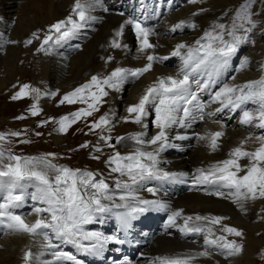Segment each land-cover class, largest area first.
I'll return each mask as SVG.
<instances>
[{"label": "snow or ice", "instance_id": "snow-or-ice-1", "mask_svg": "<svg viewBox=\"0 0 264 264\" xmlns=\"http://www.w3.org/2000/svg\"><path fill=\"white\" fill-rule=\"evenodd\" d=\"M96 2L97 0H74L71 13L65 19L49 25L43 36L40 34L41 30L33 32L24 42L25 46L32 45L35 40L39 42L37 52L51 54L56 46L75 36L88 25L89 21L96 19L89 14L95 8ZM138 2L143 13L144 0ZM199 2L201 0H189L192 4ZM253 2L254 0H247L235 10L231 25L213 24L195 40L194 44L177 43L170 56H160L155 53L156 44L150 41V37L154 34L151 28L145 26L139 19H126L114 32L109 47L128 49V45L122 44L120 38L124 35L125 25H131L135 40L138 42L136 50L146 63L139 67H116L104 76L92 75L88 81L65 93L58 102V106L82 104L84 107L54 121L57 124L55 131L60 134H67L69 129L81 120L85 121L88 132L98 133L96 143L85 141L77 150L90 149L91 152L98 153L103 151L104 145L114 150L103 162L110 175L116 174L115 187L121 194L118 197L111 194L107 180L97 179L98 176L103 177V173L98 170L93 172L57 165L52 162L56 158L55 153L41 157H24L15 155L10 150L6 151L0 146V191L6 193L2 197L3 202H0V227H4L10 233H26L42 238L41 248L50 251L53 257V260L43 261L42 264H57L60 261L80 264L76 256L56 250L59 245L53 241L59 240L84 252H98L109 243L122 244L124 240L115 235L106 236L100 232L85 231L83 226L93 221L94 214L109 212L113 208L125 209L117 213V218L119 230L127 231L131 227V221L137 216L149 211H165L168 212L166 227H178L184 234H204L205 247L203 251L195 254L157 257L159 264H192V261L198 257H210L213 254L212 249L226 258L240 254L243 250L242 244L228 240L227 235H215L213 228L209 226L218 225L221 226L220 231L223 233L243 237L242 230L226 224L222 225V221L228 219L227 217L199 214L183 216L182 209L171 210L166 202L159 199H144L137 193L139 189L144 188L146 182L177 180L187 175L163 171L159 167V154L169 146V131L174 126L187 128L197 120L211 119L227 109L232 113L239 110L241 125L264 129V75L257 80L239 85L225 84L211 94L208 103L201 102L198 95L216 82V77L228 68L232 56L238 52L242 44L248 42L249 34L256 27L253 19L255 13L251 10ZM104 11L108 12L109 9L105 7ZM203 11L204 9L201 8L192 15H199ZM119 15L123 16L124 13L120 12ZM186 25L196 27L191 21H181L174 25L172 31ZM79 47L77 45V48ZM171 57L181 59L179 70L175 74L157 77L145 88L138 102L127 106L125 110L127 115L120 118L126 123L140 125L143 130L128 137L117 136L113 143L111 132L115 127L116 113L109 109V112L99 116L98 119L88 118L93 117L107 103L106 98L109 97L110 92H122L126 83L140 79L152 71L154 64L167 61ZM113 59L114 57L109 55L105 58V63H110ZM246 64L245 57L240 67L243 68ZM41 95L40 89L23 84L11 99L15 101L32 96L38 101ZM43 95L55 96L57 93L45 92ZM210 104H218L219 107L206 112L205 109ZM248 105L255 107L249 108ZM41 111L36 103H33L29 109L32 117L39 115ZM150 116H153L151 123L157 132L151 138L145 139L148 128V123L145 121ZM16 119L23 120L26 117L18 116ZM50 122H53L51 118L42 121L38 126ZM21 134L16 131L7 135L18 138ZM36 135L42 133L37 132ZM194 135L214 152L219 150L220 140L225 133L220 130ZM185 138L176 137V139ZM5 139L6 135L0 133V141ZM125 139L132 140L137 147L122 154L116 150V146ZM253 139L259 143V146L252 151L246 150L244 145ZM30 142L20 141V143ZM91 158L97 161L101 159L99 155H92ZM244 159H247V165L241 164ZM5 160L8 162L5 163ZM25 182H34L35 192L32 199L42 205L32 209V214L37 217L32 223L26 222L21 215L12 211L24 198ZM192 182L194 186H212L214 190L207 191L208 195L230 198L241 211H246V202L264 199V135L255 137L249 135L229 151L228 158L217 161L206 169L198 168L192 176ZM145 190L153 195L157 192L153 187H147ZM117 198L120 203L115 202ZM178 218L183 219L182 225L177 224ZM260 218L264 219V216ZM198 222H207V224ZM83 241L90 243L85 244ZM43 254L44 252L39 253V255ZM39 255L29 250L24 253L23 260L25 264H29L33 259L39 260Z\"/></svg>", "mask_w": 264, "mask_h": 264}, {"label": "bare ground", "instance_id": "bare-ground-1", "mask_svg": "<svg viewBox=\"0 0 264 264\" xmlns=\"http://www.w3.org/2000/svg\"><path fill=\"white\" fill-rule=\"evenodd\" d=\"M235 4L236 3L226 2L224 4L209 6L208 4L205 5L204 3L202 5L193 6L192 8L182 13L175 14L176 7L178 6L175 0H144L143 13L141 11L140 3L138 2V0H97L95 8L91 10L89 13L92 17H95L96 19L94 21H89L88 25L85 28H83L84 30L83 32H86V34H88L87 38H90L91 36H95V37L97 36L96 38L94 37L93 39L95 43L92 44L90 48H87L90 49L88 50V52L86 51V49H84L88 46V44H86L84 48L83 47L77 48L76 53H74L76 55V59H71L70 62L71 66H69L71 68L75 67L73 69L71 76L67 77L68 74L66 76V74L63 71L64 65L68 62L69 56L67 55V53H64L63 51L59 50V48L62 49V47L69 49L72 46L70 44V39H71L70 38L69 40H66L62 44L56 46L51 54L49 55L45 54L44 57H42L41 67L36 70V77L34 78V83L32 84L36 85L38 89L41 90V93H45V92L57 93L58 89L60 92L61 91L71 92L76 87L88 81L92 75H101L102 74L101 66L105 58L111 54H113L116 57V61L118 62V67L143 66V64L146 63V60L143 57L137 59L136 62L129 61L128 54L131 53L129 52V48H132V42H130V40L129 43H127L128 49L110 48L109 41L111 40L112 37L102 42L105 44V47L100 48L102 45V43L99 42L100 37L104 33H108V31H112V26L117 25L116 26V30H117L119 26L126 19L129 18L139 19L144 23L145 26L151 28L154 34L150 37V41L156 44L155 53L160 56H170L172 50L174 49L177 43L184 42L189 45L194 44L195 40L202 36L205 29L210 24L223 23L225 25H231L230 18L231 16H233L231 12ZM4 5H8L10 11H8L9 14L6 15L0 13V57H2L4 54L7 55L8 53L11 55L15 54V56L24 54L25 60H31L35 58L34 53L37 48L35 47L29 48L28 46L24 45L25 44L24 42L29 38V36L33 32L36 31L38 27L43 26L44 30L47 31L49 25L57 22V20H59L60 18H66L71 13L72 7L74 5V0H0V9ZM114 5L125 7L124 12L122 11L124 13L123 16L119 15L118 12H117L118 14H116V12L113 13L114 10L112 9ZM105 7L109 9L108 12L104 11ZM201 8L204 9L203 12H201L199 15L196 16L192 15L194 12H198ZM260 8L262 7L261 6L258 7L255 4V8L253 9V12L255 14L259 12V14H261ZM16 11H18L19 15L16 18L17 24L14 27L13 25H10L9 22H10V18L14 16V13ZM254 20L257 23V27L260 28L262 31H264V20L257 19L255 15H254ZM181 21H191L196 25V27L192 28L189 26H185L180 29H177L176 31H172L174 25L180 23ZM185 29H188L186 32L188 38L186 39L176 38V36L178 37L179 34L183 33ZM88 31L91 33L89 34ZM99 32L101 35L99 34ZM133 32L134 30L132 29L131 25H125L123 37L125 36L126 39L128 40L131 38L129 34ZM98 34L100 35V37L98 36ZM73 37L75 38V36ZM122 39H121V43L125 44ZM11 41H16V43H11ZM260 41H262L263 43L264 37ZM96 43H98V46L96 45ZM135 51L136 50L134 49L133 52ZM17 58L19 59L18 56ZM171 58L167 61L154 64L152 71L141 77L143 78V83H144L143 85L145 88L149 86L157 77L175 74L179 70V68L181 67V59L179 57H177V60H179V65H177L178 67H175L177 70H173L172 68V70L169 71L168 69H166V64L170 62ZM246 58H247V64L243 68L239 67L236 71L234 70L235 72L233 74H230L229 73L230 64H229L228 68L225 69L216 77L215 83H213L208 89L199 92L198 95L201 102L208 103L211 94L219 90V88H221L225 84L239 85L247 81H253L261 78V76L264 75V66H263L264 46L256 45L253 51L249 53V55L246 56ZM16 63H18V60H16ZM23 68L22 67L16 68L15 66H12V68L8 69L7 71L9 72L7 77L4 78L2 81H0V104L2 103L3 106L7 105L6 104L7 102H5L4 99L15 94L14 92L18 88L17 86L20 85L22 78L24 76H28L27 70ZM133 81L126 83L124 85L123 91L125 90V87H127V85L132 83ZM27 83L29 84V82ZM193 88L195 89V85H193ZM2 90L3 91L5 90V94H3L5 96L1 95ZM122 92L112 93V100H113L112 109L113 112L115 113H117V109H119L117 100L122 96ZM142 94L143 93H141V89L139 90V88L136 87L130 98V103H134L138 101L139 97ZM47 98H49V96L43 95L42 98H40L39 103L41 104V106L45 108L46 111L47 110L50 111L52 108L51 105H56L55 104L56 99L55 97L53 98V100H49ZM60 107L62 106L60 105ZM216 107H219V105L210 104L209 107L205 109V111L206 112L213 111ZM247 107L254 108L255 106L248 105ZM4 108L5 107H3V109L0 111V115L2 117L4 116L5 113ZM104 108H105L104 112L106 113L107 112L106 106ZM73 111H76V108H74ZM45 114L46 113H44V115ZM233 114L234 113L225 109L224 112L218 113L215 117L211 119H205L204 121L197 120L195 123H192L190 127L181 128L178 126H174L169 131V146L166 147L159 154V167L163 171H168L177 174L184 173L187 175L180 177V179L177 180H169V181L153 180L146 182L144 188L139 189L137 194L144 199H150V200L159 199L163 202H166L167 204L170 205L171 210L182 209L183 216H195L199 214L201 216H210V217L211 216L227 217L228 219L222 221V225L226 224L228 226H233L242 231H247L253 234L254 235V237L252 238L254 244L253 248L254 249L256 248V252H258V250L261 249L264 250V234L262 233L264 232V219L260 218L261 216H264V199H257L254 201L249 200L245 204L246 211H241L240 208L236 204H234L230 198H219L216 196L208 195L207 191L214 190L212 186H208V185L194 186L192 182V176L195 174L198 168L206 169L211 165H213L214 163H216L217 161H222L228 158L229 151L232 148L238 146L240 141L244 140L249 135H252L253 137L264 135V129L254 127L252 125H247V126L241 125L239 123L240 113L236 114L238 116L236 117L235 120H232L231 117ZM126 115L127 113L125 111L123 117ZM61 116H63V114ZM93 117H99V115L96 116L94 114ZM216 121H218V123ZM222 125L223 127H221ZM196 129H198V132H196L197 131ZM140 130L142 131L143 129L140 128ZM220 130H223L225 135L220 140L219 150L214 152L210 151L209 148L206 146L204 147L200 146L199 143L200 140H198L194 135L195 133L203 134L205 132H214ZM156 132L157 129L152 134L154 135ZM147 133L149 132L146 130L145 139H149L147 137ZM76 134L83 136L82 137L83 139L80 142L78 141V143H83L87 141V139L91 136V134H89L88 132V128L87 129L81 128L76 132ZM67 135H68L67 139H65V137L60 133H58L57 131H55V129L50 130L49 133L43 134L44 142L38 140L39 142H36V144L34 145L35 147L40 146L43 149H40L41 152L39 150H35L37 152L35 153V157H41V156H45L48 153H52V150H50L49 148H54V149L55 147L60 148L61 145L64 144L69 145L71 141L73 143H77L75 139L76 135H73V139L71 138L72 140L71 139L69 140L68 137L70 136L69 134ZM70 135L72 137V134ZM177 136H182L186 138L176 139ZM37 137H38L37 135L33 136L32 140L36 141ZM171 145H188L192 147L197 146V148L202 147L203 154L202 157L194 156V155L189 156V154H184V153L182 154L177 153V155H170L168 151ZM128 146L129 145L124 147H128ZM258 146L259 143L255 142L254 139L247 141V143L244 145L245 149L249 151L254 150ZM134 149H135L134 147L132 149L125 148L122 149L121 153L126 154ZM110 154L112 153H110L108 150L106 151L103 150L102 152H98V153L94 152L93 155H99L101 159L99 161L96 160L95 169H90V170L93 172H96L98 170L100 173H103V177L98 176L97 179L105 178L107 182L110 184L111 194H114V196L118 197L121 193L115 187L116 174L110 175L109 172L106 170L107 166L103 162L104 159ZM6 162L7 160H5V163ZM84 162L87 165V163L89 162V158H86ZM241 164L247 165L248 164L247 159L242 160ZM147 187H153L157 189L156 195H153L152 193L146 191L145 189ZM34 192H35L34 182H25L23 187L24 198L20 203V205L12 209V211L15 214L21 215L25 219V216L28 215V210L30 208L33 209L34 207L42 206L39 205L36 200L32 199ZM5 195H6L5 192L0 191V202H3L2 197ZM28 198L30 199V204H29L30 208L22 207L27 202ZM115 202L120 203L118 198L115 200ZM105 203L110 204L112 202L105 201ZM123 211H125V209L113 208L111 209V211L105 212L106 216L104 218L108 219V218H112V216L116 217V218L113 217L116 224L115 225L116 228L114 227L110 235H115V234L120 235L121 239L124 240V242L129 246L127 248L129 252L132 249H135V246L137 249L138 245H142V244L145 245L144 242L145 240H141L139 238L137 239L131 238V240L134 241L135 245L131 244L130 237L132 235L131 231L134 227L133 224L134 220L131 221L130 229H128L127 231L119 230V221L117 218V213ZM162 212L164 213L165 216L162 220L160 227H158V230L155 231L153 235H150L152 237L148 238L149 242L146 243L147 245L145 247L138 248L137 253L133 257H130L131 254H129L127 251L124 250L123 243L118 244L119 249L116 248V245L115 246L113 245L114 243H109L108 247L106 245L103 250L95 253L84 252L81 249H78L75 256L82 255V253L84 252V256L88 255V258L91 259L92 262L95 260L98 261L102 260L108 262L109 264H126V262L128 264H159V261L156 259L157 257L185 256L188 254H195L204 250L205 247L204 234H194V233L184 234L179 230L178 227H166L168 212L165 211ZM103 216L104 215H101L102 218ZM36 218L37 217L33 214L30 219L26 218L27 220L25 219V221L28 223H32L35 221ZM96 219L99 221L98 222L99 225H103V223L106 220L101 218L99 219L96 218ZM198 223L207 224V222H198ZM177 224L182 225L183 219L178 218ZM209 226L213 228L215 235H227L226 233L220 231L221 226L218 225H209ZM84 230L89 231V228H84ZM94 231L103 233L100 227L97 228V226H95ZM0 233L3 234V236L6 235L8 237H11V239L14 238L12 241L13 242L15 241L16 244L15 246L12 247L7 246L8 248L5 246H0V264H25V261L23 260V256L24 253L29 250L37 255H39V253L41 252H44L43 255H39V260L33 259L29 261V264H42L43 261L53 260L51 252L44 251L41 248L42 238L33 237L26 233H10L4 227H0ZM104 235L107 236V234ZM215 235L212 237L213 239L215 238ZM255 235L257 237H255ZM230 239L231 238H229L228 240ZM5 242H7V240H5ZM53 242L59 245V248L56 249L59 251L72 252L77 249V247L75 246H69L70 250L69 249L64 250V247L67 248L68 244H64L59 240H54ZM88 243H90V241L86 242L85 244ZM110 250H111V256L107 257ZM119 250H123L124 253L127 254L120 260H119L120 257ZM116 252H118L119 254L118 255L115 254ZM212 252L213 254L210 257H198L196 260L192 261V264H252L253 263L254 257L252 256L253 253L252 251L248 253L245 260H243L244 262H240L239 255L230 256L226 258L224 255L219 254V252L215 249H212ZM92 254H96L97 256ZM77 260H79L80 262L81 259L78 258ZM57 264H71V262L60 261L57 262ZM80 264H84V263L81 262Z\"/></svg>", "mask_w": 264, "mask_h": 264}, {"label": "rangeland", "instance_id": "rangeland-1", "mask_svg": "<svg viewBox=\"0 0 264 264\" xmlns=\"http://www.w3.org/2000/svg\"><path fill=\"white\" fill-rule=\"evenodd\" d=\"M238 1L239 0H201L202 4L205 3V5L208 4L209 6H213V5H217V4H224L226 2L236 3L235 6L232 9V12H231V14L233 16H234L235 10L237 8H239L242 3L247 2V0H240L239 2ZM175 2L178 5L176 7L175 14L182 13V12L192 8L193 6L202 5L201 2L196 3V4L189 3V0H175ZM255 4L258 7H260V6L262 7V8H260L261 14H259V12H257V14H255V17H257V19H263L264 20V0H254V2L252 3V8H251L252 11L255 8ZM124 8L125 7L114 5L112 10H114L113 13L116 12V14H118V13H120L122 11L124 12ZM8 11H10V8L8 7V5H4L0 9V13H3L4 15L9 14ZM16 12L14 13V16L10 18V22H9L10 25H13L14 27L17 24L16 18L19 15L18 11H16ZM233 16H231V18H230L231 22H232ZM62 19H65V18H60L59 20H62ZM253 19H254V16H253ZM59 20H57V21H59ZM213 24H219V23L210 24L205 29V31L209 30L210 27ZM116 26L117 25L112 26V31H108V33H104L101 37H100L101 34L99 32V34H100V35L98 34V36L100 37L99 42L102 43L105 40H108L111 37H113L114 32L116 31ZM38 30H41V32H40L41 36H43V33L46 32L44 30L43 26L38 27L36 29V31H38ZM187 30L188 29H185L183 31V33H180L178 37L176 36V38H183V39L188 38V35L186 34ZM260 30L261 29L257 27V23H256V27L249 34L248 42L242 44L240 46V48L238 49V52L232 56V58H231V60L229 62V64H230L229 73L230 74H233L240 67V65H241L242 61L244 60V58L246 56H248L249 53H251L253 51V49H254V47L256 45L264 46V41H263V43H262V41H260L264 37V31H262V30L260 31ZM83 31L84 30L81 29L75 35V38L72 37L70 39V44L72 45L69 48L70 50L66 49L65 47H62L63 50L61 48H59L60 51H63L64 53H67V55L69 56L68 62L64 65V68H63L64 69L63 71L66 74V76L68 74L67 77L71 76V74L73 72V69L75 68V67L71 68L69 66H71L70 65L71 59H76V55L74 54L77 51V46L76 45H79L81 48L82 47L84 48L86 46V44H88V46L86 48H84L88 52V50H90V49H87V48H90V46H92V44L95 43V41L93 40L95 36H91L90 38H87L88 34H86V32H83ZM88 33L90 34L91 32L88 31ZM129 35L131 36L130 39L127 40L125 36L124 37L122 36L121 39L123 38L122 40L124 41L125 44L129 43V40H130V42H132V48H129V52H131V53L128 54L129 55L128 58H129V61L136 62L137 59L142 58V57L140 56V54L136 50L138 42L135 40L134 32L130 33ZM30 37H31V35L29 36V38ZM96 45L98 46V43H96ZM38 46H39V42L35 41V40H34L32 45H28L29 48H34V47L37 48ZM103 47H105L104 43H102L100 48H103ZM72 49H73V51H72ZM134 49L136 50L135 52H133ZM34 55H35V58L31 59V60H25L24 59V56H25L24 54L17 55L19 57V59L17 58V56H15V54L11 55L9 53L7 55L4 54L2 57H0V81H2L4 78L7 77V75L9 74V72H7V71H8V69H11L12 66H15L16 68H21V67L23 68L24 67L23 69H26L27 72H28V76H24L22 78L23 82L21 81L20 85L17 86L18 88H17V90L14 93H16L19 90V87L22 86L23 84H28L27 82H29L28 85H30L32 88H38L36 85H34L32 83H34V78L36 77V70L41 67V59H42V57H44L45 54L43 52L35 51ZM135 55H137V56H135ZM111 56H113L114 59L110 63H107V64L105 63V60H104L102 66H101V70H102L101 71L102 72L101 75L102 76L109 74L114 68L118 67V62L116 61V57L113 54H111ZM16 60H18V63H16ZM177 65H179V60H177V57H173V58H171L170 62L166 64V69H168L169 71L172 70V68H173V70H177L175 68V67H178ZM263 66H264V60H263ZM143 84H144L143 83V78L135 80L132 83L128 84L127 87H125V90L122 92V96L120 98L117 97L118 98L117 101H118L119 109H117V113H116V115L114 117L115 127L113 128V130L111 132V135L113 137V143H115V137H117V136L128 137V136H130L132 134H135V133H138V132L141 131L140 130V128H141L140 125H137V124H134V123H131V122L126 123L120 118L123 117V114L125 113L127 105L132 104V103H130V98H131L132 93L135 90V88L138 87L139 90L141 89V93L144 92L145 87H144ZM138 85H140V86H138ZM68 92H70V91H68ZM68 92H63V91L60 92L59 89H58L57 90V95L49 96V98H47L49 100H53V98L55 97V99H56L55 100L56 101V103H55L56 105H51L52 108H51L50 111H48V110L46 111L45 108L43 106H41V104L39 103L40 99L37 101V100L33 99L32 96H29V97L14 101V100L11 99V96H12L11 95L10 97L4 99L5 102H7L6 103L7 105L3 106L2 103L0 104V111L3 109V107H5L4 108L5 109V113H4L5 117L4 116L2 117L0 115L1 116L0 117V133L5 134L6 135V139L4 141H0V146H2L3 149H5L6 151L10 150L15 155H20V156H24V157H35V153H37L35 150H39L40 151V149H43V148L40 147V146L35 147L34 145L36 144V142H39V141H43L44 142L43 134L49 133L50 130L56 129L57 124L54 121L59 120V118L61 117L62 114H63V116L70 114L71 111H73L74 108H76V110H77L80 107H84V105H82V104H76V105H73V106L72 105H68L67 106V104H65V105H61L62 107H60V105L58 106L59 99L65 93H68ZM1 93H2L1 95L5 94V90L4 91L2 90ZM112 93H116V92H110L109 97L106 98L107 99V103L104 104V106L100 108V111L98 113H95L96 116H98V115L100 116V115H103L105 113L104 112V109H105L104 107L105 106H106L107 112H109V109H111L113 111V109H112L113 108ZM60 95H61V97H60ZM3 96H5V95H3ZM42 96H43V93H42L40 98H42ZM35 102L38 105V107L42 110L40 112L41 117H40V115L32 117L30 115V113H29V109L31 108V105L33 103H35ZM136 102H138V101H136ZM136 102H134V103H136ZM67 108H69V109H67ZM150 111H151V109H150ZM44 113H46V114L44 115ZM239 113H240L239 111L234 113L232 115V117H231L232 120H235L236 117L238 116L236 114H239ZM18 116H25L26 119H23V120L16 119V117H18ZM48 117H49V119L52 118L53 122L44 124L42 126H38V125L41 124L42 121L49 120ZM56 118H58V119H56ZM98 118L99 117H92V119H91V117H89V120L98 119ZM152 119H153V116H150L147 119V122H146V123H148V128H147V131L149 132V133H147V137L148 138H151V136L153 135L152 133L156 130L155 127L151 123ZM86 127L87 126L85 124V121L81 120V121L77 122L76 124H74L69 129V131L67 133L70 136V137H68L69 140L71 138L73 139V135H76L75 139H76L77 143H73L71 141L69 145H65L64 144V145H61L60 148L59 147H55V149L54 148H49L50 150H52V153L56 154V158L52 161L53 163H55L57 165H61V166L70 167V168H73V169H87V170L95 169V163H96L95 161L96 160L91 158V156L94 154V152H91L90 149H79V150H77L79 145L82 144V143H78V141L80 142L83 139L82 138L83 136H80V135L76 134V132L79 129H81V128L87 129ZM196 130L195 131L198 132V129H196ZM12 131L13 132L19 131L22 134L18 138L17 137H12L11 135H7V134L11 133ZM37 132L42 133V135H39L37 137V140L33 141L32 138H33V136H36ZM67 134H61V135H63L65 137V139H67V136H68ZM70 134H72V137H71ZM89 134H91V136L87 139V141L90 142L91 144L96 143V141L98 139V133L89 132ZM27 135H28V137H27ZM21 140H29L31 142L30 143H20ZM199 143H200V146H202V147L205 146V143L203 141H199ZM127 145H129L130 147L129 146L128 147H124V146H127ZM133 147L136 148V145L134 144V142L132 140H130V139H125L119 145L116 146V150H119L121 152L122 149H125V148H131L132 149ZM191 147L192 146H188V145H171L168 152H169L170 155H177V153L178 154L184 153V154H189V156L194 155V156L202 157V154H203L202 153L203 152V148L202 147L201 148L200 147L197 148V146H196V147H192L193 149ZM103 150H105V151L108 150L110 153H112L114 151L113 149L108 148L106 145L103 146ZM86 158H89V162L87 163V165L84 162V160ZM29 204H30V199L28 198L27 202L22 207L30 208ZM31 211H32V209L30 208L28 210V215L25 216V219L26 218L27 219L31 218V216L33 215V214H31L32 213ZM29 212H31V213H29ZM101 215H104L103 218L101 217ZM105 216H106V213L105 214H102V213L95 214V217H93V221L91 223H89V224L84 225L83 227L84 228H89V231H94L95 226H97V228L100 227V229L102 230V232L104 234L110 235L112 233L114 227L116 228V226H115L116 224H115V221L113 219L114 216H112V218H108V219L104 218ZM164 216L165 215H164V213L162 211H149L147 213H144V214H141V215L137 216V218L134 219V222H133L134 227H133V229L131 231L132 235L130 237V240H131V238L132 239L139 238L141 240H145L144 241L145 245L144 244L138 245L137 249L145 247L147 245L146 243L149 242L148 238H151L152 236H150V235H153L154 232L158 230V227H160ZM96 218H98V219L101 218V219H106V220L103 223V225H99V223H98L99 221ZM114 218H116V217H114ZM242 232H243V237H235L234 235L230 236V235L227 234V238L228 239L231 238V239L235 240L237 243L243 245L242 252L240 254H238L239 257H240L239 258L240 262H244L243 260H245V258L248 255V253H250L252 251L253 252L252 256L254 257L252 264H264V250L261 249V250H258V252H256V248L255 249L253 248L254 244H253L252 238L254 237V235L249 233V232H247V231H242ZM262 233L264 234V232H262ZM115 236H117L118 238L121 239L120 235L115 234ZM257 236H258V234H257ZM257 236L255 235V237H257ZM236 238H237V240H236ZM0 239H1L0 240V242H1L0 246L12 247V246L16 245L15 241L14 242L12 241L14 238L11 239V237H8L6 235L3 236V234H1V233H0ZM5 240H7V242H5ZM86 242H88V241H84L83 243H86ZM131 244L135 245L134 241L131 240ZM113 245L114 246L116 245V248L119 249L118 248L119 247L118 244L114 243ZM69 246H73V245L68 244V247L67 248L64 247V250H68ZM108 246H109V244L107 245V247ZM128 247L129 246L124 242L123 243V248L127 252H128V249H127ZM78 249H80V248L77 247V249L75 251H72V252L67 251V252L75 256V254H76ZM137 249H136V246H135V249H132L131 251L128 252L129 254H131L130 257H133L137 253ZM119 252H120L119 260L127 255L126 253H124L123 250H119ZM91 253H95V252H91ZM102 253H104V252H102ZM115 254L118 255L119 253L116 252ZM92 255L97 256L96 254H92ZM110 256H111V250H110V252H109L107 257H110ZM76 257H77V259L78 258L81 259L80 263L83 262L84 264H109L108 262L102 261V260H101L102 262L98 261V260H95V261L92 262L91 259L88 258V255L84 256V252L82 253V255H79V256L76 255ZM241 258H243V259H241ZM97 262H99V263H97ZM126 264H128V263L126 262Z\"/></svg>", "mask_w": 264, "mask_h": 264}]
</instances>
